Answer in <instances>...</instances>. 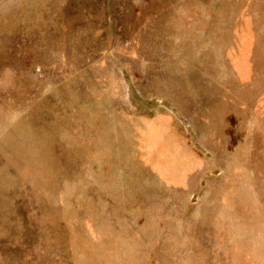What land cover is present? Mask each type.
Here are the masks:
<instances>
[{
    "label": "rangeland",
    "instance_id": "1",
    "mask_svg": "<svg viewBox=\"0 0 264 264\" xmlns=\"http://www.w3.org/2000/svg\"><path fill=\"white\" fill-rule=\"evenodd\" d=\"M0 264H264V0H0Z\"/></svg>",
    "mask_w": 264,
    "mask_h": 264
},
{
    "label": "crops",
    "instance_id": "2",
    "mask_svg": "<svg viewBox=\"0 0 264 264\" xmlns=\"http://www.w3.org/2000/svg\"><path fill=\"white\" fill-rule=\"evenodd\" d=\"M148 116H150V118H148ZM150 114H148L147 112L141 113L139 115H135L133 116L129 123L132 124V126L135 128V132L137 133V138H138V145L140 147V149L142 150L141 155L145 156L146 158V162H149V167L151 170H153L157 177L162 180V181H168L167 179V175L166 173L168 171H170L169 165H172L174 162V157H176L175 155H177L178 149L180 150V147H174L171 148L169 144H165L164 143V138L167 140H174L175 137H178V134L176 132V128L174 126V124L172 123V121L175 120V112L174 111H169L166 114H161V115H155L152 116ZM176 122H180L179 120H176ZM158 123H162L161 126H157L156 124ZM178 125V124H177ZM179 130L181 132H183L184 134H187L186 132H184V126L182 124L178 125ZM205 128L209 127L208 132L210 134H214V133H218L219 134V127H215V124H210L207 125V123H205L204 125ZM194 133L196 134V131H194ZM158 134V136L156 135ZM160 134V135H159ZM220 137H222L221 135H219ZM187 139H191V137L188 135L186 136ZM211 137V136H210ZM195 138V136H194ZM213 139V138H211ZM193 142H196L192 140ZM224 142V141H223ZM216 144V143H215ZM213 144V145H215ZM222 145H225V143H223ZM183 146V145H182ZM190 148L188 149L187 147L183 146V148H185L186 150H189L192 155L194 156L195 160H197L196 158L199 157L201 162H204L206 167L203 168L201 165L196 166V167H202L204 170L201 169H197L196 168V172L193 175L194 178L192 181H190L187 185V187L189 188L188 190L191 191L192 189H194L197 186V183L199 182V178L196 179L195 175L196 173L199 174V176L201 177V174L204 173L205 175H208V171L210 170H214L215 166L217 165V163L204 156V154H202L201 152H198L196 150L195 147H193L194 145H189ZM222 147V146H221ZM232 148V147H231ZM173 153V154H172ZM181 155V154H180ZM176 161L178 162L179 160L176 159ZM180 162V161H179ZM181 164V163H180ZM199 164V162L197 163ZM207 164L209 165V168L207 166ZM197 176V175H196ZM210 179L209 175L208 178L206 180ZM222 180H220L221 183ZM168 185H175V186H183L184 185H179V184H173V183H168ZM226 187L223 186V191Z\"/></svg>",
    "mask_w": 264,
    "mask_h": 264
}]
</instances>
